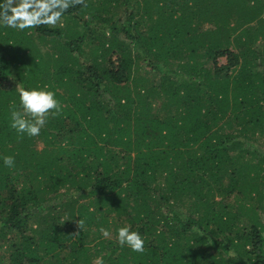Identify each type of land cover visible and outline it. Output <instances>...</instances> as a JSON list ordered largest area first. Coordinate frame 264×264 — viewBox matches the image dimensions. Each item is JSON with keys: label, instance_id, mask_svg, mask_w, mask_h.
<instances>
[{"label": "trees", "instance_id": "1", "mask_svg": "<svg viewBox=\"0 0 264 264\" xmlns=\"http://www.w3.org/2000/svg\"><path fill=\"white\" fill-rule=\"evenodd\" d=\"M45 86L60 111L18 135L19 89ZM97 258L264 264V0H69L0 26V264Z\"/></svg>", "mask_w": 264, "mask_h": 264}, {"label": "clouds", "instance_id": "2", "mask_svg": "<svg viewBox=\"0 0 264 264\" xmlns=\"http://www.w3.org/2000/svg\"><path fill=\"white\" fill-rule=\"evenodd\" d=\"M81 2V0H76ZM69 7V0H21L16 7H11V0L0 5V26L16 29L30 28L35 24H55L62 13ZM60 111L59 101L55 92L47 86L43 88H20L16 107L10 110V126L18 135L34 137L47 122L49 116H55ZM3 165L14 166V157H2ZM83 221L79 220V226ZM100 232L107 237L110 232L101 227ZM116 240L119 246L127 247L133 252L144 251V240L141 234L130 229V226L116 230ZM97 264L102 261L97 258Z\"/></svg>", "mask_w": 264, "mask_h": 264}, {"label": "rangeland", "instance_id": "3", "mask_svg": "<svg viewBox=\"0 0 264 264\" xmlns=\"http://www.w3.org/2000/svg\"><path fill=\"white\" fill-rule=\"evenodd\" d=\"M224 64H225V60H224V58L220 59V60H219V65H224Z\"/></svg>", "mask_w": 264, "mask_h": 264}]
</instances>
